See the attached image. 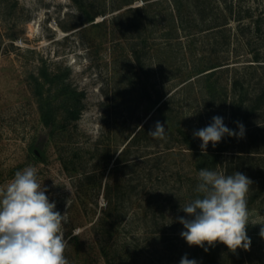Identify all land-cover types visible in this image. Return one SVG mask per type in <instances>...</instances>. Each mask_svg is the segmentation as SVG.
I'll use <instances>...</instances> for the list:
<instances>
[{
    "label": "rangeland",
    "instance_id": "374dc122",
    "mask_svg": "<svg viewBox=\"0 0 264 264\" xmlns=\"http://www.w3.org/2000/svg\"><path fill=\"white\" fill-rule=\"evenodd\" d=\"M126 1L132 3L116 8ZM143 4L0 0V185L32 165L57 211L63 214L68 200L65 238L71 239L65 256L70 264H108L95 229L103 216L116 222L114 264H180L188 257L195 246L181 237L185 229L177 218H187L180 209L191 200L199 171L178 127L193 134L214 116L227 124L233 102L228 96L225 104H215L205 78L210 71H201L219 65L213 80L223 93L231 90L235 75L248 79L252 92L264 85L259 84L264 0H208L205 19L192 14L193 2L186 0L154 5L150 17L131 12L116 19ZM177 6L188 15L183 21ZM239 14L245 18L238 20ZM88 16L94 20L87 21ZM43 70L60 77L59 84L46 82L44 88L57 109L53 132L43 123L35 94L33 77L45 81ZM63 82L83 94L77 121L68 118L59 90ZM159 97L170 101L169 123L155 113ZM260 119L264 112L254 122ZM157 121L166 128L164 140L148 135ZM250 131L245 128L244 137L236 138V153L250 145L263 152L246 162L252 169L245 174L253 181L249 193L263 187L264 177V142L255 136L250 144ZM37 147L42 157L34 154ZM217 171L225 173L224 167ZM251 210L264 216V191ZM260 228L249 225V250H236L246 264H264ZM223 253L229 256L222 264H244L226 246ZM202 263L200 256L197 264Z\"/></svg>",
    "mask_w": 264,
    "mask_h": 264
},
{
    "label": "clouds",
    "instance_id": "9594fccd",
    "mask_svg": "<svg viewBox=\"0 0 264 264\" xmlns=\"http://www.w3.org/2000/svg\"><path fill=\"white\" fill-rule=\"evenodd\" d=\"M237 126L238 132L225 126L222 117L214 116L210 125L194 131L193 137L202 141V155H207L210 142L215 148L225 136L243 138L245 127L240 122ZM148 135L166 139L164 124L157 121ZM198 181L195 196L180 209L187 218H177L185 229L180 235L189 246L207 252L208 247L222 243L233 253L237 249L247 251L251 245L247 227L257 224L264 238V216L254 214L248 207L253 184L249 177L238 171L227 175L201 168ZM47 191L38 179V169L32 165L16 171L11 180L0 185V264H70L65 256L71 239L65 238L68 200L62 214L56 210V202H50ZM180 264L197 261L185 255Z\"/></svg>",
    "mask_w": 264,
    "mask_h": 264
},
{
    "label": "trees",
    "instance_id": "16d2710c",
    "mask_svg": "<svg viewBox=\"0 0 264 264\" xmlns=\"http://www.w3.org/2000/svg\"><path fill=\"white\" fill-rule=\"evenodd\" d=\"M184 0H143L144 4L141 7H133L129 8L126 11L120 13L116 19H123L124 17L128 16L131 12L135 13L138 16H141L142 13H145L147 17H150V9L154 5L162 4V3H170L173 2H180ZM193 2V11L195 16H200L205 19L203 16L208 8L206 5L208 3V0H186ZM132 1H126L125 4H120L116 6V8L120 9L123 7V5H129ZM230 8L231 14H233V7ZM181 6H177L176 12L178 14L179 19L182 21L187 17L188 15L184 14L182 11ZM239 19L245 18L244 15L239 14ZM237 18V17H236ZM94 16H88L87 21H93ZM260 19L255 21L256 29L260 30ZM227 23H224V25ZM223 25H216L215 27H220ZM256 59H259V56L256 55ZM219 65L213 64L206 68L202 69L203 72H208L205 75V78L208 79L209 84L207 86V91L210 95V97L214 100L215 104L221 105L225 104L228 96L232 97V105H231V113L229 117V122L225 126H227L229 129H232L234 131H239V128L237 126V122H240L244 125L245 128H249L250 134L249 138L251 141L250 144L255 142V136L262 137L261 140L264 142V119L259 122H254L257 120V117H260V115L264 112V85L260 87V89L255 92H252V89L250 88L249 80L245 77L236 76L231 81V90H226L225 93H223V90L217 85V81L213 80V78L217 74V68ZM254 68L255 71L261 70L260 67H251ZM264 69V66H263ZM41 77L45 78V81H40L39 77H33L34 84H35V94L38 96L40 101V109H41V115L43 119V123L47 128H50L51 132H53L54 127L56 126V111L54 107V103L51 99L50 95H46L44 88L46 85V82H49L50 84H59L58 78H60L58 75L51 76L47 73V71L43 70L41 72ZM210 79V80H209ZM264 83V76L263 78L259 79V84L261 85ZM60 95L63 98L64 103L66 104V112L68 115V118L77 121L81 116V108L79 107V104L81 102V95L82 93H79L76 89H71V87L66 83H61L59 85ZM155 113L159 114L166 122L169 123L170 116H172V111L170 107V101L163 100L161 97H159L158 100L154 103ZM255 118V119H254ZM259 119V118H258ZM254 122V123H253ZM212 123V122H211ZM210 123V124H211ZM178 131L180 134V140L181 144H183L186 149L190 150L194 156V162L196 170H200L201 168H208L210 170H218L220 167H224L225 173L227 175L233 174L234 172L238 171L242 174L251 173L252 169L247 168L246 162H252L254 161L255 155L259 154L261 155L263 152L259 148H254L250 145L248 149H243L238 151L236 153L237 149V137L232 136H225L222 138L221 142L217 144L215 148L212 147L211 142L208 145L207 148V155H202L200 144L202 143L198 138H194L192 133H188L183 128L178 127ZM35 149L38 150V153L35 152ZM33 149V152L36 156L42 157L43 150L41 147H37ZM225 155H230L229 160L224 161ZM245 168V169H244ZM89 178V177H87ZM262 185L263 187L260 189H257L259 191H253L248 194V207L251 209L252 206L257 202V200L260 198L261 193L264 191V177H263ZM195 196V190L193 192V195L191 199ZM113 204V198L108 195V208L111 209ZM106 209V211H107ZM105 211V212H106ZM111 216V215H110ZM115 220L114 218H111L110 221L107 217H99L98 220L95 222V229L98 235V244L100 251L105 258L106 262L108 264H114V260L116 256L113 254L114 248L113 245H111V240L114 237V227H115ZM175 225V223H174ZM173 226V225H172ZM248 235V234H247ZM205 247H208L205 245ZM225 248V245L222 243H217L215 246L208 247V251L206 252L204 248L195 246V249L192 251V253L188 256L189 259H195L196 261L200 258L203 261L202 264H222L224 262L225 258L229 255H224L223 249ZM233 256V254H232ZM237 256L242 257V261L244 264L247 262H244L245 259L243 257V254L238 255L237 252L234 253V259L237 258ZM115 257V258H114ZM114 258V259H113Z\"/></svg>",
    "mask_w": 264,
    "mask_h": 264
},
{
    "label": "water",
    "instance_id": "95a60500",
    "mask_svg": "<svg viewBox=\"0 0 264 264\" xmlns=\"http://www.w3.org/2000/svg\"><path fill=\"white\" fill-rule=\"evenodd\" d=\"M37 153H38V151H37Z\"/></svg>",
    "mask_w": 264,
    "mask_h": 264
}]
</instances>
